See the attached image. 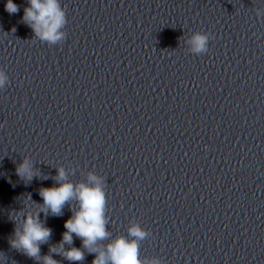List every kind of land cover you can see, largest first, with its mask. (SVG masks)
Listing matches in <instances>:
<instances>
[{
  "label": "clouds",
  "instance_id": "obj_1",
  "mask_svg": "<svg viewBox=\"0 0 264 264\" xmlns=\"http://www.w3.org/2000/svg\"><path fill=\"white\" fill-rule=\"evenodd\" d=\"M27 4L21 22L32 29L36 39L54 45L65 38L63 29L67 19L61 0H27ZM5 10L9 14H15L19 11V6L13 0H7ZM12 32H15V28ZM208 41V33L194 32L186 43L191 45L193 53L199 54L207 52ZM7 82L8 77L0 71V89ZM56 171L57 186L40 189L43 203L37 205L35 210L24 213L22 230L17 229L16 238L10 241L12 247L22 249L29 257L38 258L40 245L46 243L51 235V229L42 222L40 212L45 216H59L65 205H68L73 214L64 223L66 231L62 241L57 247L50 248V252L58 253L68 261H83L84 251L81 248H64L65 244H72L75 234L81 239L82 248L95 254L92 264H146L140 259L139 249L140 242L148 236V232L139 224H132L128 228V237L131 239L125 236L110 239L112 234L107 228V199L103 179L90 172L86 182L73 183L68 179L64 167H58ZM16 174L27 182L38 176L39 172L25 157L17 165ZM73 202L75 207L72 206ZM43 261L44 264H59L51 255L44 256ZM147 264H160V261L153 259Z\"/></svg>",
  "mask_w": 264,
  "mask_h": 264
}]
</instances>
